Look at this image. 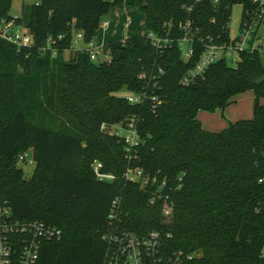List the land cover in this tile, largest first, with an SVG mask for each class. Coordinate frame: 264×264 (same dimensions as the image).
I'll list each match as a JSON object with an SVG mask.
<instances>
[{
  "label": "trees",
  "instance_id": "obj_1",
  "mask_svg": "<svg viewBox=\"0 0 264 264\" xmlns=\"http://www.w3.org/2000/svg\"><path fill=\"white\" fill-rule=\"evenodd\" d=\"M12 1L0 0V20L22 26L33 46L18 51L0 39V197L13 219L61 229L59 241L42 245L36 264H103L102 234L115 199L124 229L136 236L170 234L165 251L198 255L185 264H264V57L245 52L235 67L219 61L202 80L180 83L202 52L197 39L230 41L232 6L242 7V18L251 0H130L145 34L107 42L109 60L100 63L86 53L66 61L64 52L76 32L85 43L96 38L124 0H40L23 5L19 17L9 15ZM186 22L195 43L184 62L177 40ZM148 34L174 42L157 49ZM59 36L56 57L38 52ZM123 88L157 101L130 105L115 95ZM248 91L251 120L220 132L203 129L199 111L224 110ZM132 116L141 143L128 162L122 141L100 126ZM28 150L35 168L25 179L16 158ZM95 161L115 181L96 180ZM127 167L166 182L173 203L167 223L161 202L151 204L147 190L123 178Z\"/></svg>",
  "mask_w": 264,
  "mask_h": 264
},
{
  "label": "built area",
  "instance_id": "obj_2",
  "mask_svg": "<svg viewBox=\"0 0 264 264\" xmlns=\"http://www.w3.org/2000/svg\"><path fill=\"white\" fill-rule=\"evenodd\" d=\"M211 1L216 5L219 0ZM251 5L252 9L245 10L241 18L239 36L234 40L214 43L211 38L197 39V44L201 45L203 49L197 62L182 77L180 81L182 86L188 87L202 80L207 70L219 61L227 63L232 57H237L239 60L240 55L245 52L257 53L264 57V0H251ZM125 24L127 27L129 22ZM108 27L109 22L104 20L99 29L106 30ZM179 30L183 31L184 34L177 42L180 49L183 44L187 45L186 59L183 60L187 62L193 55V44L195 43L193 35H191L190 23L186 22L184 25H179ZM147 37L157 49L164 50L168 44L174 42L152 34H148ZM0 39L10 43L18 51L33 46V41L26 30L17 25L14 20H0ZM62 39V36H59L57 40L49 37L45 44L38 49V52L41 55L49 53L52 58L56 57L58 49L56 44ZM105 46L106 43L99 42L97 37L85 43L82 32H76L70 48L64 52V59L67 61L65 58L67 53L71 56L77 53H86L90 60L95 62L102 54L108 56L105 52ZM237 62H234V67ZM160 75L162 72L159 73ZM140 78L149 82L154 80L145 74H142ZM152 84L155 86V81ZM145 92L132 93L131 96L126 97L127 102L130 105H143L149 101L152 104L157 101L156 97H148ZM137 122V117L132 116L124 123L111 126L102 124L100 126L102 132L115 135L122 141L125 159L128 162L135 160L137 148L141 143L137 131ZM28 155L33 161L32 150H28L16 158V165L26 164ZM91 169L96 180L100 182L112 183L116 179L114 175L103 172V166L100 162H93ZM123 178L129 182L137 183L141 189L147 190L151 196V204L154 201L161 202L164 222L169 221L173 213V203L165 194V181L160 182L157 177H151L143 173L142 170L131 167L126 168ZM61 237L62 231L55 225L44 221L20 222L13 219L8 202L0 197V264H36L42 245L59 241ZM170 237V234L163 230L136 236L124 229L122 227L120 200L115 199L110 205L106 229L102 234V240L106 243L103 264H185L198 256L194 253L185 254L181 251L172 253L165 251L164 241Z\"/></svg>",
  "mask_w": 264,
  "mask_h": 264
},
{
  "label": "rangeland",
  "instance_id": "obj_3",
  "mask_svg": "<svg viewBox=\"0 0 264 264\" xmlns=\"http://www.w3.org/2000/svg\"><path fill=\"white\" fill-rule=\"evenodd\" d=\"M112 2L113 0H107ZM40 0H13L10 8L9 15L12 17H19L21 14L22 6L28 7L32 4H38ZM128 3V2H127ZM125 2L123 5L118 6L113 9L112 16L108 18L112 26L108 27L106 30L99 29L97 39L99 42L110 41L112 39L111 29L113 27V16L115 13L116 21L123 20L121 26L119 27V36L122 39H127L137 35H144L145 30L142 28V16L141 14L131 6L127 5ZM242 7L240 5H234L231 9L230 22L228 24L230 40H234L239 36L240 23H241ZM107 19V18H106ZM115 20V19H114ZM116 22V23H117ZM130 22L128 30H125V23ZM116 29L115 26L113 28ZM112 29V30H113ZM262 33V31H260ZM182 59H186L187 45L183 44L181 46ZM65 58L69 60L71 58L70 54H66ZM109 57L105 55H100L95 63L108 61ZM237 57H232L228 62V66L234 67V62H237ZM118 97H128L132 93L123 88L119 93L115 94ZM253 93L251 91L245 92L234 98L232 104L226 107L224 110H216L214 112L199 111L197 115V120L202 123L204 128H207L206 124L212 126L207 131L210 132H220L240 120H251L253 118ZM209 128V127H208ZM17 167L23 171L25 179H29L35 168V163L32 161L30 155L26 159V164H18Z\"/></svg>",
  "mask_w": 264,
  "mask_h": 264
},
{
  "label": "crops",
  "instance_id": "obj_4",
  "mask_svg": "<svg viewBox=\"0 0 264 264\" xmlns=\"http://www.w3.org/2000/svg\"><path fill=\"white\" fill-rule=\"evenodd\" d=\"M127 3V5H129V3H130V0H124V3ZM130 6V5H129ZM132 7V6H131ZM132 8H134V7H132ZM136 9V8H135ZM137 10V9H136ZM112 13H113V11L111 12V14L107 17V19H105V20H107L108 22H109V28H110V26H112V24H111V22L108 20V18L109 17H111L112 16ZM115 16H117V14L115 13ZM115 16H113V27H112V29L114 28V26H115V30L113 29H111V37H112V39H110V41H103V42H105V43H107V42H112V41H123V40H125V39H122V36H119L120 34H119V27L121 26V23H122V19L120 20V21H116V18H115ZM115 19V20H114ZM117 22V23H116ZM131 25V23L129 22V24L127 25V27H125L124 29L125 30H128V28H129V26ZM98 40V39H97ZM201 125H202V123H201ZM206 126H207V128H204V126L202 125V127H203V129H205V130H208V129H215V128H210V127H212V126H209L208 124H206ZM209 127V128H208Z\"/></svg>",
  "mask_w": 264,
  "mask_h": 264
}]
</instances>
